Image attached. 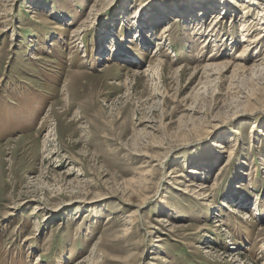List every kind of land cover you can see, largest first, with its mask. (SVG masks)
<instances>
[{
	"label": "rangeland",
	"instance_id": "1",
	"mask_svg": "<svg viewBox=\"0 0 264 264\" xmlns=\"http://www.w3.org/2000/svg\"><path fill=\"white\" fill-rule=\"evenodd\" d=\"M263 28L264 0H0V264H264V37L233 67Z\"/></svg>",
	"mask_w": 264,
	"mask_h": 264
},
{
	"label": "bare ground",
	"instance_id": "2",
	"mask_svg": "<svg viewBox=\"0 0 264 264\" xmlns=\"http://www.w3.org/2000/svg\"><path fill=\"white\" fill-rule=\"evenodd\" d=\"M242 7H246L245 5H242ZM139 8V7H138ZM139 10V9H138ZM139 14V13H138ZM141 14H142V12H141ZM146 15V14H145ZM217 17L216 18H219L220 17V12L219 13H217ZM147 16V15H146ZM144 17V16H143ZM149 21V20H148ZM147 21V19L146 20H144L143 21V23H147L148 22ZM171 24V23H170ZM170 30V25L169 24H165V25H163L162 26V30H161V32H160V35L162 36V38H163V36H165V33H167L168 31ZM244 30L245 31H249V30H251L250 28H244ZM263 30H264V28H263ZM263 30L261 31V32H259L258 34H256L252 39H248V41H250L249 42V44H244V45H242L241 46V50L239 51V53L236 55L239 59H238V62L239 61H241V62H244L242 59H243V57L249 52V50H255V48H257V44L258 43H256L257 41H259L262 37L261 36H263L264 37V35H263ZM249 35V34H248ZM212 38V37H211ZM210 40V39H209ZM209 42V41H208ZM160 43H162L161 42V40L159 39L158 40V42H157V44H160ZM158 46V45H157ZM258 52L255 54V56L254 57H257L258 55ZM212 56H214V53H212L208 58H210V57H212ZM255 60V59H254ZM256 61V60H255ZM257 61H259V63L256 65L255 64V66L257 67V66H260L261 64H263L264 63V57H262V58H258L257 59ZM237 65H240V67H239V69L240 68H245V66H244V64L243 63H237L235 66H233V67H236ZM230 66V64L229 63H221V64H215L214 62H212L211 60L210 61H206V63L204 64V66H202L200 69H202L203 70V72H205V74H210V75H212L213 73H219L220 71H222L223 69H227L228 70V67ZM242 66V67H241ZM251 66V65H250ZM106 67H109V66H106ZM106 67H105V69H106ZM247 67V66H246ZM249 67V66H248ZM238 68V67H237ZM255 68V67H254ZM262 68V67H261ZM235 69V68H234ZM260 69V68H259ZM258 69V67H257V70H259ZM237 70V69H236ZM247 70V69H246ZM250 71V70H249ZM260 71V70H259ZM262 71V70H261ZM198 72V71H197ZM235 74V73H234ZM236 79V78H235ZM205 82V81H204ZM233 82V81H232ZM240 83V82H239ZM189 185H192V184H188V186ZM204 188V186H201V188ZM107 219H109V217H107ZM218 225V224H217ZM125 229V228H124ZM82 263V262H81Z\"/></svg>",
	"mask_w": 264,
	"mask_h": 264
}]
</instances>
